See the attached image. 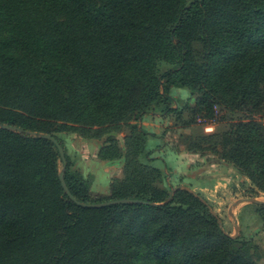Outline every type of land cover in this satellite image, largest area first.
Returning <instances> with one entry per match:
<instances>
[{
	"label": "trees",
	"instance_id": "obj_1",
	"mask_svg": "<svg viewBox=\"0 0 264 264\" xmlns=\"http://www.w3.org/2000/svg\"><path fill=\"white\" fill-rule=\"evenodd\" d=\"M225 108L242 114L183 140L235 167L253 198L264 193V0H0V124L20 129L0 128V264H264L253 236L225 231L190 184L164 202L174 186L154 152L165 141L140 125L152 113L188 127ZM74 132L102 140L100 159L124 157L108 195L72 169L61 136ZM59 163L79 201L159 204L81 207ZM249 206L263 223L264 202L239 213Z\"/></svg>",
	"mask_w": 264,
	"mask_h": 264
},
{
	"label": "rangeland",
	"instance_id": "obj_2",
	"mask_svg": "<svg viewBox=\"0 0 264 264\" xmlns=\"http://www.w3.org/2000/svg\"><path fill=\"white\" fill-rule=\"evenodd\" d=\"M171 93L179 94L181 102L189 96L185 89L172 88ZM241 114L242 112H239L234 114L236 116H230L225 108L220 111L218 120L208 123L197 120L196 123L188 127H182L173 118L147 113L140 125L163 136L165 145L154 152V157H164L173 186L190 184L192 191L201 193L208 200L210 209L220 217L225 231L232 236L237 235L241 230L247 235H252L264 251V222L258 221L250 206L244 207L239 213L241 207L249 202L235 203L239 199L249 198L246 196L249 193L247 178L231 164L211 152L187 151L183 140L184 136L189 137L201 132L210 133L223 130L231 117L235 119ZM183 117L188 119V112H184ZM255 118L260 120L264 126L263 117L260 118V115L257 114ZM128 133V126L123 125L116 134L123 150L125 149V137ZM61 138L70 157L72 169L89 180L91 195L93 197L108 195L110 180L123 175L124 157L112 162L100 159L98 152L102 146V140L96 137L83 138L74 132L62 134ZM155 143L158 141L150 140L147 147L150 148ZM154 163L162 167L158 160H155ZM61 167L62 164L59 163L60 170ZM180 177L183 178L180 179ZM253 198L264 201V193L258 192Z\"/></svg>",
	"mask_w": 264,
	"mask_h": 264
},
{
	"label": "water",
	"instance_id": "obj_3",
	"mask_svg": "<svg viewBox=\"0 0 264 264\" xmlns=\"http://www.w3.org/2000/svg\"><path fill=\"white\" fill-rule=\"evenodd\" d=\"M0 128L9 129V130H13V131H16V132L20 131V129L18 127L13 126V125H7V124H0ZM39 136L43 137V138L50 139L57 146L58 151H59V155H60V158L62 160L63 167H64L65 166L64 150H63L62 146L58 143V141L53 136H51L48 133H41V134H39ZM58 177H59V181H60V184H61V187H62L64 193L71 200L76 202L81 207L97 208V207L107 206V205H111V204H124V203H127V204L128 203L129 204H131V203H139V204H150V205H158L159 204V203H153V202H148V201H144V200H141V199H134V198L111 199V200H106V201H101V202H83V201H79L71 194V192L69 191V189H68V187H67V185L65 183V180H64V169H61L59 171ZM180 187L188 189V187H186V186H174V187H172L170 189L169 196L167 197V199L164 202H168L171 199L173 192L175 190H177L178 188H180ZM242 201H246V202H264V201L256 199V198H243V199H239L235 203H239V202H242Z\"/></svg>",
	"mask_w": 264,
	"mask_h": 264
}]
</instances>
